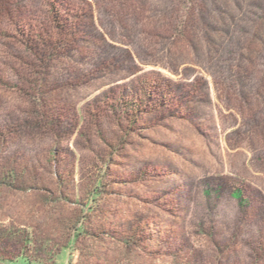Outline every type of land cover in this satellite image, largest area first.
Wrapping results in <instances>:
<instances>
[{
    "label": "rangeland",
    "instance_id": "rangeland-1",
    "mask_svg": "<svg viewBox=\"0 0 264 264\" xmlns=\"http://www.w3.org/2000/svg\"><path fill=\"white\" fill-rule=\"evenodd\" d=\"M10 2L3 79L31 90L47 6L64 43L36 68L52 123L0 85V173L27 169L0 184V229L34 231L42 264H264V0ZM78 209L87 234L56 253Z\"/></svg>",
    "mask_w": 264,
    "mask_h": 264
},
{
    "label": "trees",
    "instance_id": "trees-1",
    "mask_svg": "<svg viewBox=\"0 0 264 264\" xmlns=\"http://www.w3.org/2000/svg\"><path fill=\"white\" fill-rule=\"evenodd\" d=\"M11 2L10 0H0V14H7L9 15V28L10 31L15 33V35L21 34V29H20V23L19 20L17 19H12L11 17V9H10ZM46 9L49 11L50 15V20H52V24L55 28V35L53 39H48L43 42L42 49L41 51H33L31 52L34 61L30 66H32V69H35V75L32 73L31 75L33 76V79H28V77H19V81L23 78V81H25L24 78L29 80V84L31 90L30 91H25L23 87H21L18 83H9L5 79H3L0 76V85L6 87V88H15L18 91H22L23 93L30 95L32 97L31 99L33 100L35 106L38 109H35L32 111L33 114H31L34 118V120L37 122L38 120H51V117H48L46 115L45 111H42V98L40 97L42 95L41 91V85L44 82V76H43V71L39 72L36 70V68L39 67V65H42V67H45V65H48V62L54 57V55L57 53L58 49H61L63 46V37L60 36V32L62 31L61 26H59V23L55 16L53 15V7H46ZM7 33V32H6ZM5 33V34H6ZM4 34V32H2ZM28 48L29 46L25 44ZM32 50V49H31ZM39 122V121H38ZM38 125V123H36ZM27 169L22 167L21 169H17L15 167H9L5 172L0 173V184L2 186H8L12 187L15 186L16 183L18 182H25L26 179L24 178L25 172ZM32 180V179H31ZM60 181H58L59 183ZM102 186V185H101ZM219 191V189H218ZM217 190L209 188V186H205L203 189V192L205 193V196L207 200L210 199L214 195V192L218 193ZM99 193V187L95 186L88 192V196L91 200L96 202V196ZM231 197L238 202H241V192L238 190H232L231 191ZM61 199V198H59ZM58 199V200H59ZM59 202V201H58ZM95 205H90L91 207H94ZM83 209H78L75 213H73L72 217H69L66 220H63V223H66L65 225V230H67L69 233L66 235V239L60 243L56 250V253H59L63 250L70 249L75 243L78 242L79 238L84 237L87 234V229L85 228V223L84 221L87 218L86 214H83ZM86 222V221H85ZM201 226V224H200ZM63 230V229H62ZM65 232V231H64ZM36 238L34 231H28L26 229L22 230H16V229H0V246L2 251H0V261L2 260L4 263L8 262H16L20 261V263L23 264H42L40 260H37L38 258L41 257L42 252H50V249H47L49 246L47 243L44 245L42 244L43 242L38 240V244H36ZM13 247L14 250H9V247ZM128 247V246H127ZM30 249H33V252L30 251ZM32 253L35 254L36 257L33 258ZM109 264H123L121 261H116V260H111ZM189 264V263H188Z\"/></svg>",
    "mask_w": 264,
    "mask_h": 264
}]
</instances>
